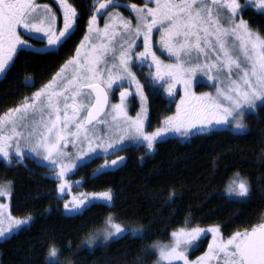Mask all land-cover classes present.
Wrapping results in <instances>:
<instances>
[{
	"label": "snow or ice",
	"instance_id": "1",
	"mask_svg": "<svg viewBox=\"0 0 264 264\" xmlns=\"http://www.w3.org/2000/svg\"><path fill=\"white\" fill-rule=\"evenodd\" d=\"M249 3L264 9V0ZM58 4L62 20L50 4L38 0H0V76L9 74L20 52L34 49L31 38L39 37L43 45L37 52L71 39L77 8L70 0ZM244 7L241 0H93L87 32L74 55L39 90L0 115V158L8 164L25 158L44 162L41 166L57 181V198L66 212L79 214L96 201H114L111 189L64 199L73 187L83 186L82 181L70 182L69 175L94 159H103L94 175L103 174L124 162L117 153L131 145L148 155L169 135L190 140L206 133L246 131V112L264 105V34L243 19ZM137 67L149 70L144 83ZM198 76L211 81L214 91L197 94ZM25 81L31 86L30 77ZM146 83L173 102L178 97L175 112L154 130L148 126ZM130 98L139 101L134 115ZM225 192L231 202L247 203L252 183L237 172ZM12 196L13 182L0 183V197L11 201ZM32 222L31 214L15 216L9 203L0 202V239ZM192 223L186 218V226L172 231L168 243L153 242L134 264H147L146 257L153 254L154 264H264V215L227 236L219 225ZM209 233L206 251L190 259V251ZM145 235L143 225L128 226L109 214L84 243L94 246L100 239L106 244L129 236L143 241ZM59 254L50 244L48 257Z\"/></svg>",
	"mask_w": 264,
	"mask_h": 264
},
{
	"label": "trees",
	"instance_id": "2",
	"mask_svg": "<svg viewBox=\"0 0 264 264\" xmlns=\"http://www.w3.org/2000/svg\"><path fill=\"white\" fill-rule=\"evenodd\" d=\"M142 3L143 0H125ZM79 19L71 37L57 52H20L15 66L0 79V115L17 106L24 97L49 81L87 32V21L93 0H70ZM242 17L249 27L264 34V11L248 6ZM37 45L39 40H33ZM30 77L31 86H26ZM144 83L147 75L140 72ZM149 105V130L159 126L165 115L175 111V103L165 98L150 83L145 84ZM138 110L135 99L131 114ZM247 130L241 133L220 131L184 140L179 137L162 140L151 157L138 158L145 150L129 146L128 161L116 171L105 170L100 178L83 185L86 191L111 189L112 204L94 202L86 210L67 215L63 201L53 197L50 181L36 170L9 169L0 160V183L11 180L15 188L10 202L12 214H31L33 222L0 241V264H134L155 241H168L172 231L191 226L219 225L225 236L238 228L256 223L264 215V105L245 116ZM103 159H94L80 167L73 180L97 169ZM239 172L252 183V197L247 203H234L224 193L229 181ZM77 190H83L77 188ZM174 193V195H172ZM171 196V199H170ZM112 214L128 226L143 225L144 240L126 237L88 246L87 235L103 225ZM54 243L58 258H49L48 247ZM201 243L205 244L202 239ZM156 256L146 257L154 264Z\"/></svg>",
	"mask_w": 264,
	"mask_h": 264
},
{
	"label": "flooded vegetation",
	"instance_id": "3",
	"mask_svg": "<svg viewBox=\"0 0 264 264\" xmlns=\"http://www.w3.org/2000/svg\"><path fill=\"white\" fill-rule=\"evenodd\" d=\"M39 1V0H38ZM40 1H42V0H40ZM44 1V0H43ZM48 4H50L51 6H52V8L55 10L56 9V11H57V9H58V6H57V4H56V0H45ZM121 3L122 4H128V3H136V2H134V1H130V2H127V1H125V0H121ZM246 8V7H245ZM120 11L124 14V15H129L130 14V12L127 10V9H125V8H121L120 9ZM27 39H28V37H26ZM83 39V38H82ZM81 39V40H82ZM33 40H39L40 41V39H36V38H31L30 39V41H32L34 44H32L33 46L35 45V47H37V49H41V48H43V45L42 44H39V45H37ZM79 45V43L77 44V46ZM76 46V47H77ZM61 46H58L57 48H52V49H50V50H45V51H43V52H39V53H48V52H57L58 51V49L60 48ZM31 51H34V52H37V51H35V49H30ZM75 51V50H74ZM73 55H74V52H73ZM72 56V55H71ZM71 56H69L68 58H67V60L69 59V58H71ZM66 62V61H65ZM64 62V63H65ZM63 63V64H64ZM60 69V68H59ZM2 78V77H1ZM0 78V79H1ZM48 82V81H47ZM47 82H45V83H47ZM44 83V84H45ZM42 86V85H41ZM40 86V87H41ZM40 87H38L36 90H38V89H40ZM35 90V91H36ZM131 99V102H132V100L134 99V98H130ZM128 148V147H127ZM128 151V149L127 150H125V151H121V152H118L117 153V155H120V156H123V157H125V160H124V162H126V161H128V155L130 154L129 152H127ZM152 154L153 153H150V154H148V155H145V151L142 153V154H138L137 156H138V158H140L141 159V157H143V159L144 158H146V157H151L152 156ZM116 157L115 156H112V157H110V159H115ZM3 161V160H2ZM3 162H5L6 163V165L9 167V169H18V168H24V169H27V170H36V171H38L39 172V174L41 175V177H43V178H45L47 181H50V186H53V197H57V191H56V189H57V181L54 179V177L52 176V174L48 171V169H47V166L46 165H44V166H41L42 164H39L37 161H35L33 158H27V160L26 161H22V162H19V163H17V162H15V161H13V163L12 164H8L6 161H3ZM123 162V163H124ZM122 163V164H123ZM103 164V161L100 163V165H102ZM121 164V165H122ZM100 165L97 167V168H99L100 167ZM121 165L119 166V167H121ZM119 167H117V168H113V169H109V171H116L117 169H119ZM108 171V170H107ZM77 172V170H75L74 171V174H70L69 175V177H68V179L72 182V183H74L75 181H82V185H85L86 184V179H87V181H89V180H91V179H96V178H100V176L102 175V174H97V175H94V173H95V171H93V172H91V173H83V172H81L79 175H78V178H76L75 180H73V176L75 175V173ZM105 173V172H104ZM79 188H81V189H83V190H77V187H73V189H72V193H74V194H78L79 192H88V193H91V192H101V191H105V190H97V191H86V190H84V188H83V186L82 187H79ZM14 194H15V188H14V186H13V196L12 197H14ZM67 197H69V195H65L64 196V199L66 200L67 199ZM63 210H64V208H63ZM67 214V213H66ZM76 213H72V214H67V215H75Z\"/></svg>",
	"mask_w": 264,
	"mask_h": 264
},
{
	"label": "rangeland",
	"instance_id": "4",
	"mask_svg": "<svg viewBox=\"0 0 264 264\" xmlns=\"http://www.w3.org/2000/svg\"><path fill=\"white\" fill-rule=\"evenodd\" d=\"M39 3H46V4H48L45 0L43 1H38ZM241 3L242 4H244L245 5V7H247V6H251V7H254V8H256L255 6H253L252 4H250L249 3V0H241ZM56 4H57V6H58V9H57V15H58V17H60L61 18V20H62V12H61V10L59 9V4H58V0H56ZM244 7V8H245ZM257 10H260V11H264V9H258V8H256ZM56 10V9H55ZM129 11V10H128ZM130 12V11H129ZM131 13L129 14V15H125L126 17H131ZM245 20V19H244ZM246 21V20H245ZM247 22V21H246ZM101 26H102V21H101ZM27 37V36H26ZM25 37V38H26ZM34 38H36V39H39V37H34ZM27 39V38H26ZM29 42L31 43V44H34L32 41H30L29 40ZM34 49H37V47H35V45H34ZM46 50H50V49H46ZM136 72H137V76H138V78L141 80V78H140V72H143L145 75H147L148 76V69L145 67V68H140V67H137L136 69H134ZM2 76H0V78H1ZM141 82H142V80H141ZM143 83V82H142ZM212 82L211 81H208L207 80V78L206 77H203V76H198L197 77V82H196V87H195V91L197 92V94H199V93H201V92H211V91H214V89L212 88ZM39 90V89H38ZM37 91V90H36ZM160 92H161V94L165 97V98H168L170 101H172L173 102V98H171V97H168L167 96V94L166 93H164L163 92V90L161 89V90H159ZM178 91H180L179 89H178ZM35 92V91H34ZM33 92V93H34ZM146 93V92H145ZM182 94V93H181ZM32 95V94H31ZM31 95H29V96H31ZM118 96H119V94H118V92L116 93V96H115V99L116 100H118ZM135 100H136V102H137V104H138V110H139V101H138V98H134ZM176 102H178V97H176L175 98V107H176ZM259 106H261V105H259ZM258 106V107H259ZM258 109V108H257ZM257 109L255 110V111H252V110H249L248 112H246V114H245V116L248 114V113H255L256 111H257ZM137 110V111H138ZM175 112V111H174ZM130 114H131V111H130ZM148 118H149V105H148ZM244 121H245V117H244ZM231 131V130H230ZM235 133H241V132H235ZM173 137H177V136H173V135H169L168 137H165L163 140H165V139H168V138H173ZM131 146H135V145H131ZM0 160H3V158H0ZM27 160V158H25L24 160H22V161H26ZM4 161V160H3ZM21 161V162H22ZM35 161H37L39 164H44V162H42V161H39V160H35ZM70 181V180H69ZM71 182V181H70ZM224 193L226 194V192H225V190H224ZM72 195H76V194H74V193H72L71 192V194L69 195V197H67V199L66 200H70L71 199V196ZM227 195V194H226ZM0 202H3V203H9L10 204V202L11 201H8L6 198H3V197H0ZM96 202H102V201H96ZM64 208V207H63ZM64 212L65 213H67V214H72V213H69V212H66V210L64 209ZM103 226V225H102ZM101 226V227H102ZM210 226H213V225H209V226H205L204 228H208V227H210ZM15 233V232H14ZM12 235V234H11ZM113 239H115V238H113ZM202 239H204L205 240V244H204V246H203V244L201 243V241L198 243V246L197 247H195L192 251H190V253H189V256H190V259H195L197 256H200V255H202L203 254V252L204 251H206V249H207V244H208V242H210V240H211V234L209 233L206 237H204V238H202ZM1 240H4V239H0V241ZM170 240V239H169ZM169 240L168 241H164V242H162V243H168L169 242ZM161 242V241H160ZM100 244V243H104L103 242V240L102 239H100V240H97V242H96V244Z\"/></svg>",
	"mask_w": 264,
	"mask_h": 264
}]
</instances>
